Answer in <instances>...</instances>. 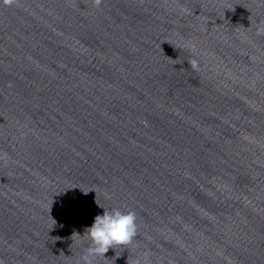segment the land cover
Returning a JSON list of instances; mask_svg holds the SVG:
<instances>
[{"label":"clouds","instance_id":"clouds-1","mask_svg":"<svg viewBox=\"0 0 264 264\" xmlns=\"http://www.w3.org/2000/svg\"><path fill=\"white\" fill-rule=\"evenodd\" d=\"M14 0H5L12 4ZM101 0H96L99 5ZM264 4V0H260ZM257 35H264V20L256 26ZM192 67H198V62L193 59ZM10 156L7 152L0 151V161L7 162ZM138 234L137 215L135 211L122 212L119 208L105 209L102 215H97L91 227L85 230L82 237L85 238L87 246L77 259L76 264H94L97 257H105L109 249L128 246L133 243ZM81 236L79 234H76Z\"/></svg>","mask_w":264,"mask_h":264}]
</instances>
